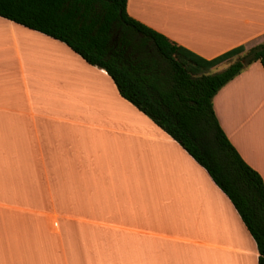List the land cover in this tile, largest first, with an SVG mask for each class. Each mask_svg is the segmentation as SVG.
<instances>
[{"label":"crops","instance_id":"1","mask_svg":"<svg viewBox=\"0 0 264 264\" xmlns=\"http://www.w3.org/2000/svg\"><path fill=\"white\" fill-rule=\"evenodd\" d=\"M126 9L207 59L264 42V0H127ZM212 102L229 141L264 181L260 61ZM258 257L208 171L125 99L105 69L0 16V264H258Z\"/></svg>","mask_w":264,"mask_h":264},{"label":"trees","instance_id":"2","mask_svg":"<svg viewBox=\"0 0 264 264\" xmlns=\"http://www.w3.org/2000/svg\"><path fill=\"white\" fill-rule=\"evenodd\" d=\"M126 5L127 0H0V16L65 42L105 69L125 99L208 171L253 236L258 264H264V181L229 141L212 102L252 62L264 68V42L207 59L132 18ZM222 62L227 67L212 72Z\"/></svg>","mask_w":264,"mask_h":264},{"label":"rangeland","instance_id":"3","mask_svg":"<svg viewBox=\"0 0 264 264\" xmlns=\"http://www.w3.org/2000/svg\"><path fill=\"white\" fill-rule=\"evenodd\" d=\"M246 49H248V47H246ZM240 55H242V54H240ZM240 55L234 57L233 59L236 60L238 57H240ZM225 67H226V65L220 64V65L216 68V70H217V71H221V70H223Z\"/></svg>","mask_w":264,"mask_h":264}]
</instances>
